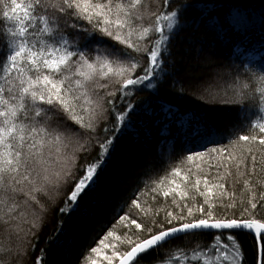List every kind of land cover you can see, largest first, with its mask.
Segmentation results:
<instances>
[{
	"label": "snow or ice",
	"instance_id": "1",
	"mask_svg": "<svg viewBox=\"0 0 264 264\" xmlns=\"http://www.w3.org/2000/svg\"><path fill=\"white\" fill-rule=\"evenodd\" d=\"M243 15L207 0L155 7L150 0H0V264H24L37 253L53 212L57 227L32 264H50L55 249L70 254L75 237L65 239V218L76 213L102 229L85 264H97L92 254L105 264H264V191L254 188L264 186V65L257 71L245 62L218 63L211 45L194 62L190 51L174 50L186 29L208 28L221 16L219 27H232ZM165 87L209 110L235 109L238 122L222 130L207 112L177 111L171 103L157 112L150 101L137 102L145 92L159 98ZM158 114L178 136L163 138L157 154L179 163L162 167L163 176H153L149 164L131 204L100 200L102 175L123 185L128 174L116 155L120 139L139 141L143 117ZM213 154L224 169L215 180L231 176L230 168L244 178L250 195L239 217L216 211L213 190H221L219 201L224 183H212L197 163ZM145 192L151 202L141 203ZM160 195L170 203H157ZM108 203L111 228L97 216ZM220 206L237 207L234 197ZM117 224L127 231L117 235Z\"/></svg>",
	"mask_w": 264,
	"mask_h": 264
},
{
	"label": "trees",
	"instance_id": "2",
	"mask_svg": "<svg viewBox=\"0 0 264 264\" xmlns=\"http://www.w3.org/2000/svg\"><path fill=\"white\" fill-rule=\"evenodd\" d=\"M153 7L157 3H162V0H150ZM209 7H214L217 10L221 9H234L239 8L244 15L235 17L232 20V27H219L221 20L226 19L221 16L214 20L208 21L209 27L205 28L200 26L199 30L194 28L186 29L176 38L175 49L183 54L185 51H190L193 62L195 61L196 53L204 47L207 49L211 45L214 50L218 63L225 61L232 62H245L246 64L254 67L257 71L264 65V16L261 15L264 12V0H207ZM203 6V4L201 5ZM218 33V35H214ZM148 100L152 103L153 107L159 112V105L165 103H171L175 105V110L183 111L187 113L207 112L211 119L222 130H226L230 125L238 122V117L235 109L216 106L214 109L209 110L207 105L192 98L191 95L179 96L175 92L165 87L160 94V97L153 99L147 92L140 94L137 97V102ZM139 123V122H138ZM141 127L140 140H135L131 135L124 136L117 144V157L121 159L127 166L128 174L121 177L123 185L114 184L111 182V176L108 174L102 175L101 188L99 199L105 202L121 199L127 200L131 204L130 197L136 192L137 183H141L147 179L145 175V168L149 164L152 168L149 169L151 174L155 176L156 172H159L161 176L164 173L161 171L162 167H166L168 163H179V159L168 161L166 158L161 159L157 152L158 146L161 145L163 138L167 137L169 143L172 142V137L178 136L176 126L169 121L165 120L162 115L156 116H144L143 124ZM145 132H149L150 135L146 136ZM177 152H180L181 145L179 139L176 141ZM225 143H227L225 141ZM220 147L221 145L209 144L208 147ZM163 150L168 151V146L163 145ZM92 155H95L93 153ZM204 169L205 174L211 173L208 177L212 183L220 182L224 183L223 191L226 195L219 201L215 200V197H219L220 191L214 189V202H217L216 211L218 214H227L230 217L232 215L240 216V209L243 206L240 202L243 200L245 203L249 198V192L244 187L243 177H238L236 170L230 168L232 172L231 176H225L223 181H217L214 179L217 175V171L221 175H224V169H218V161L215 155L206 156L203 161H197ZM212 167H209V166ZM186 169L182 168V171ZM196 171V169H193ZM107 186V187H105ZM257 195L261 191H264V186L259 184L254 185ZM201 190H203V184H201ZM195 194V193H193ZM154 195V194H152ZM199 202L202 203L203 198L198 194H195ZM234 197L237 207L235 209H227L220 205H227ZM144 200L151 202V195L147 192L141 196L140 202ZM167 200L169 203L171 197L165 198L162 195L156 199L157 203H163ZM60 203H63L61 199ZM113 204L108 203L106 208L99 209L97 216L103 217V223L109 225L111 228L113 221ZM59 207V205H57ZM259 208V205H258ZM118 211V209H117ZM127 211V209H125ZM135 211V210H134ZM60 217L58 213L53 212L48 222L46 223L43 231L40 233L39 245L37 246V253L30 254V256L24 261V264H32L35 255L39 253V248L45 247V240L53 234L57 227V223ZM66 219L67 237H75V242L72 246L70 254L67 248L55 249L50 253V264H85V257L89 254L87 252L91 247L98 246V240L102 238V229L100 227L88 226L85 223L84 218L80 213L73 214L71 219ZM127 229L117 224L115 232L117 235H121ZM103 234H106L103 233ZM212 237L205 236L204 240H211ZM111 241V238H109ZM179 243V242H177ZM247 246V245H246ZM110 249L104 250L105 254H110ZM81 253H84L82 256ZM92 258L96 259L97 264H105L102 258L95 257L92 254ZM251 258V249L249 247V259ZM118 263V262H117Z\"/></svg>",
	"mask_w": 264,
	"mask_h": 264
},
{
	"label": "water",
	"instance_id": "3",
	"mask_svg": "<svg viewBox=\"0 0 264 264\" xmlns=\"http://www.w3.org/2000/svg\"><path fill=\"white\" fill-rule=\"evenodd\" d=\"M118 264V263H117Z\"/></svg>",
	"mask_w": 264,
	"mask_h": 264
}]
</instances>
